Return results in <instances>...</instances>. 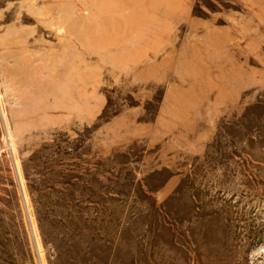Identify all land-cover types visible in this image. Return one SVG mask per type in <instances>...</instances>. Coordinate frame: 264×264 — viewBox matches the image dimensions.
Instances as JSON below:
<instances>
[{"label":"rangeland","instance_id":"374dc122","mask_svg":"<svg viewBox=\"0 0 264 264\" xmlns=\"http://www.w3.org/2000/svg\"><path fill=\"white\" fill-rule=\"evenodd\" d=\"M0 264H264V0H0Z\"/></svg>","mask_w":264,"mask_h":264}]
</instances>
